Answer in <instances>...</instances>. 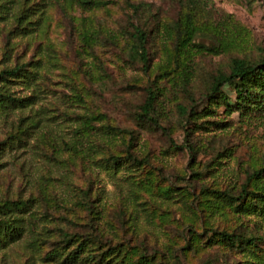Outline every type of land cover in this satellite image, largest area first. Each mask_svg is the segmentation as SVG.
I'll list each match as a JSON object with an SVG mask.
<instances>
[{
  "label": "rangeland",
  "instance_id": "374dc122",
  "mask_svg": "<svg viewBox=\"0 0 264 264\" xmlns=\"http://www.w3.org/2000/svg\"><path fill=\"white\" fill-rule=\"evenodd\" d=\"M263 84L264 0H0V264H264Z\"/></svg>",
  "mask_w": 264,
  "mask_h": 264
},
{
  "label": "trees",
  "instance_id": "16d2710c",
  "mask_svg": "<svg viewBox=\"0 0 264 264\" xmlns=\"http://www.w3.org/2000/svg\"><path fill=\"white\" fill-rule=\"evenodd\" d=\"M133 36L136 38L137 42L131 48V52H130L131 57L133 58V60H139V61L143 62L144 64H146L148 62V56H147V52L145 49L146 34L143 31H141L140 29L135 28V35H133ZM7 72L13 73L14 70H9ZM260 73L261 72L259 71L258 68H256V69L253 67L251 68L250 66L246 65V63L244 62L243 59L235 58L232 60V67H231L230 73L228 75L219 76L217 81H216V84L214 85V89H219L225 83L232 82L235 79L243 80L249 74H253V76L256 79L261 80ZM167 74H169V71H166L164 73V75H167ZM263 86H264V84H263ZM240 88L243 89V93L245 95L247 94L250 96L251 90L248 87H246L243 83H242ZM153 99H154V95L150 94L149 98L147 99V101L144 105L145 115L149 114L150 105H151ZM260 177H264V159L262 160V163L258 168L251 170L247 174L246 181L248 183L251 180L256 179V178H260ZM242 192L244 193L242 195H246L248 193V190L246 191V184L243 186ZM222 193L232 201H236V200L240 199V196L235 197L233 194H230L228 192H222ZM216 233L222 239H224L225 241H227L228 243H230L233 246L236 245V243H238L240 245L254 244L251 237H249L248 239L242 240V239H240L239 235L237 236L235 234H231V233H228L226 231H219ZM62 235H63V239L66 240V243H70V241H72L73 235H71V234H69L63 230H62ZM80 248H81V244H78L77 248H76L77 251L72 253V255H73L72 257H74V258L76 257Z\"/></svg>",
  "mask_w": 264,
  "mask_h": 264
}]
</instances>
